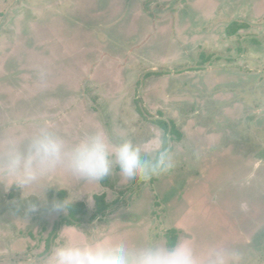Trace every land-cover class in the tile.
<instances>
[{"label": "rangeland", "instance_id": "374dc122", "mask_svg": "<svg viewBox=\"0 0 264 264\" xmlns=\"http://www.w3.org/2000/svg\"><path fill=\"white\" fill-rule=\"evenodd\" d=\"M43 126L69 144L162 140L174 167L93 183L58 169L47 200H75L74 215L49 211L42 186L0 185V264L103 235L187 237L264 264V0H0V152ZM29 202L41 207L25 219Z\"/></svg>", "mask_w": 264, "mask_h": 264}, {"label": "clouds", "instance_id": "9594fccd", "mask_svg": "<svg viewBox=\"0 0 264 264\" xmlns=\"http://www.w3.org/2000/svg\"><path fill=\"white\" fill-rule=\"evenodd\" d=\"M174 167L173 156L159 141L149 151L122 139L113 143L97 130L78 142L69 144L49 126L38 128L26 140L9 136L0 152V185L5 191L19 189L22 194L42 186L39 197L51 212H67L73 201L47 200L46 193L54 184H45L58 169L88 182H100L118 169L124 181H147ZM57 186V185H55ZM58 190H63L57 186ZM30 197V196H28ZM27 198V197H25ZM90 202V201H89ZM41 205L29 202L24 206V218L40 210ZM241 254L220 244L197 250L185 237L168 247L152 242L142 247H130L108 235L88 240L56 239L40 264H240Z\"/></svg>", "mask_w": 264, "mask_h": 264}, {"label": "trees", "instance_id": "16d2710c", "mask_svg": "<svg viewBox=\"0 0 264 264\" xmlns=\"http://www.w3.org/2000/svg\"><path fill=\"white\" fill-rule=\"evenodd\" d=\"M74 208H73V206L71 205L70 207H69V214L70 215H74V210H73Z\"/></svg>", "mask_w": 264, "mask_h": 264}]
</instances>
